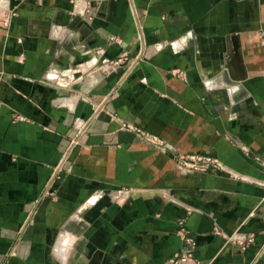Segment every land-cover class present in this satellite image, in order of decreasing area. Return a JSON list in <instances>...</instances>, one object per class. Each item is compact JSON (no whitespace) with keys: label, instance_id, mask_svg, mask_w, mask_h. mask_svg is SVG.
I'll list each match as a JSON object with an SVG mask.
<instances>
[{"label":"crops","instance_id":"1","mask_svg":"<svg viewBox=\"0 0 264 264\" xmlns=\"http://www.w3.org/2000/svg\"><path fill=\"white\" fill-rule=\"evenodd\" d=\"M79 1L0 0V264H264V0Z\"/></svg>","mask_w":264,"mask_h":264},{"label":"built area","instance_id":"2","mask_svg":"<svg viewBox=\"0 0 264 264\" xmlns=\"http://www.w3.org/2000/svg\"><path fill=\"white\" fill-rule=\"evenodd\" d=\"M71 3L73 5V11L76 13H83L84 5H81L79 0H71ZM136 61V59H127V57L121 56L118 59L111 61L109 63V67L117 70L121 68H127V65L130 64L128 68H131L137 63ZM138 132L144 142H146L148 145L154 147L156 150L162 153L173 155L176 165L183 170L203 174L219 166L218 160L214 157L202 154L178 153L175 152L173 147L162 138L156 135L148 134L141 130H138ZM78 145L79 140L73 139L69 147V153H71L72 150H74ZM67 154L62 159L61 163L55 167L52 175L44 183L41 199L50 201H57L59 199L56 186L57 183L62 179L64 173L69 170V167L65 166L67 162ZM177 235L183 242V252L181 255L172 257L166 264H189L196 249V240L192 237L190 231L183 222L180 223Z\"/></svg>","mask_w":264,"mask_h":264}]
</instances>
